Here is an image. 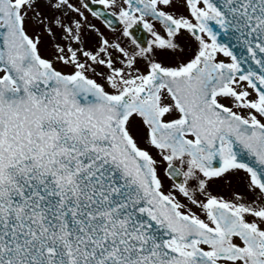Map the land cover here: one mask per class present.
Listing matches in <instances>:
<instances>
[{
    "label": "snow or ice",
    "instance_id": "6c2138e0",
    "mask_svg": "<svg viewBox=\"0 0 264 264\" xmlns=\"http://www.w3.org/2000/svg\"><path fill=\"white\" fill-rule=\"evenodd\" d=\"M0 264H264V0H0Z\"/></svg>",
    "mask_w": 264,
    "mask_h": 264
},
{
    "label": "flooded vegetation",
    "instance_id": "af4514ba",
    "mask_svg": "<svg viewBox=\"0 0 264 264\" xmlns=\"http://www.w3.org/2000/svg\"><path fill=\"white\" fill-rule=\"evenodd\" d=\"M141 30H142V28L141 29H138L137 30V34L140 33ZM141 34L143 35V40H145V41L150 38L149 34H147L146 32H144L143 30H142Z\"/></svg>",
    "mask_w": 264,
    "mask_h": 264
},
{
    "label": "water",
    "instance_id": "95a60500",
    "mask_svg": "<svg viewBox=\"0 0 264 264\" xmlns=\"http://www.w3.org/2000/svg\"><path fill=\"white\" fill-rule=\"evenodd\" d=\"M222 39H225V38H222ZM239 51H241V50H240V49H238V52H239ZM245 54H246V53H245ZM253 67H255V66L253 65Z\"/></svg>",
    "mask_w": 264,
    "mask_h": 264
},
{
    "label": "rangeland",
    "instance_id": "374dc122",
    "mask_svg": "<svg viewBox=\"0 0 264 264\" xmlns=\"http://www.w3.org/2000/svg\"><path fill=\"white\" fill-rule=\"evenodd\" d=\"M45 40H47V38H45Z\"/></svg>",
    "mask_w": 264,
    "mask_h": 264
}]
</instances>
